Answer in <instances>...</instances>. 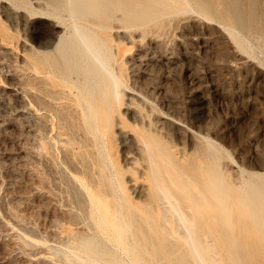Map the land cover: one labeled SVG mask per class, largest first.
I'll list each match as a JSON object with an SVG mask.
<instances>
[{"label":"rangeland","instance_id":"1","mask_svg":"<svg viewBox=\"0 0 264 264\" xmlns=\"http://www.w3.org/2000/svg\"><path fill=\"white\" fill-rule=\"evenodd\" d=\"M107 1L116 6L117 15L110 30L119 56L114 68L119 71L120 65L128 79L121 113L127 111L124 115L130 122L139 120V106H143L162 138L172 140L189 159L202 153V143L213 144L208 154L214 161L221 160L215 167L235 188L252 174H264V57L256 50L257 37L264 38V0H184L183 9L130 30L117 22L127 0ZM143 1L147 0L130 4L135 8ZM151 1L141 8L158 13L159 4L150 7L159 0ZM43 2L0 0V264L87 261L73 249L67 233L71 226L75 232L104 241L94 232V223L72 225L71 214L82 215L77 208L81 196L70 165L72 152L64 140L68 134L77 136L59 119L66 102L50 101L43 91L45 84H37L29 66L33 50L44 51L38 45L44 46L60 31L53 28L55 21L37 18V5ZM198 3L209 12L198 11ZM219 8L227 10L223 13ZM229 22L245 39L244 46L229 35ZM116 130L115 147L122 163L132 141ZM88 225H94L92 230ZM121 255L122 264H129L128 257Z\"/></svg>","mask_w":264,"mask_h":264},{"label":"bare ground","instance_id":"2","mask_svg":"<svg viewBox=\"0 0 264 264\" xmlns=\"http://www.w3.org/2000/svg\"><path fill=\"white\" fill-rule=\"evenodd\" d=\"M106 1L39 3L37 18L55 21L53 28L64 33L56 32L44 46L38 45L45 50H33L28 64L37 84H45V96L66 102L61 103L64 113L59 119L77 136L68 134L64 140L72 152L70 165L81 196L77 208L82 215L71 214L72 225L90 221L104 239L75 232L71 226L67 233L73 249L85 255L88 264H122L119 254L126 255L129 264H264V252H260L264 251V174H252L242 187L235 188L215 167L221 160L209 156L213 144L202 143V153L189 159L172 140L162 138L143 106H139V120L130 122L124 115L127 111L121 113L127 73L120 65L119 71L114 68L119 56H115L110 30L116 26V6ZM128 1L121 2L126 8L122 6V18L117 19L127 30L155 23L163 13L183 9L184 3L159 0L150 7L159 4L162 11L156 13L141 8L149 0L141 5L139 0L135 8L130 4L133 0ZM198 4V11H208ZM227 31L234 43L245 45L233 25ZM256 50L264 57L263 37H257ZM116 129L132 141L122 163L115 147Z\"/></svg>","mask_w":264,"mask_h":264}]
</instances>
